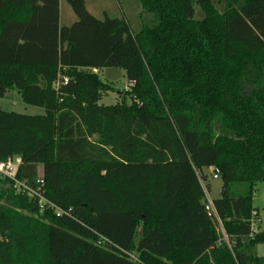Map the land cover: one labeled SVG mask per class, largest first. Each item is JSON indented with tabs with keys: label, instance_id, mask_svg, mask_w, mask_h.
<instances>
[{
	"label": "trees",
	"instance_id": "obj_1",
	"mask_svg": "<svg viewBox=\"0 0 264 264\" xmlns=\"http://www.w3.org/2000/svg\"><path fill=\"white\" fill-rule=\"evenodd\" d=\"M66 1L73 22L60 0H0V161L21 156L18 179L53 204L0 175V264H264V0H138L137 31ZM107 67L130 102L100 103ZM12 90L45 113L4 110Z\"/></svg>",
	"mask_w": 264,
	"mask_h": 264
},
{
	"label": "rangeland",
	"instance_id": "obj_2",
	"mask_svg": "<svg viewBox=\"0 0 264 264\" xmlns=\"http://www.w3.org/2000/svg\"><path fill=\"white\" fill-rule=\"evenodd\" d=\"M218 1V0H217ZM87 9L103 19L106 15L110 17L126 18L132 27V30L137 31L143 23L151 24L152 16L146 14L141 3L138 0H86ZM223 4H219V8L222 9ZM60 10L62 22H73L76 18L71 6L66 0L60 1ZM195 18L201 19L204 13L200 6L195 3ZM102 80L112 86L114 89L103 92L100 100L101 104L114 105L122 101L124 98L130 102V99L126 97V87L129 86L125 70L118 67H107L95 70ZM1 107L7 111H15L25 114H44L45 109L40 106H34L25 103L22 100L20 93L17 90L9 91L1 100ZM208 180L204 182V185L209 183L211 189H207L208 195L211 199H216L220 196L222 181L221 179L213 178L212 174L206 172ZM253 206L258 210L260 214V221H256L255 226L260 225V228H264V182L257 184L255 196L253 199ZM217 230L223 238L227 240L226 233L222 230V227L216 224ZM226 237V238H225ZM256 253L259 256H264V244H259L256 249ZM135 255V254H134Z\"/></svg>",
	"mask_w": 264,
	"mask_h": 264
},
{
	"label": "built area",
	"instance_id": "obj_3",
	"mask_svg": "<svg viewBox=\"0 0 264 264\" xmlns=\"http://www.w3.org/2000/svg\"><path fill=\"white\" fill-rule=\"evenodd\" d=\"M67 81H68V78L65 77L64 82H67ZM130 86H131V83H129V86L126 87L127 88L126 90H129ZM22 163H23V159L21 156H9L6 160L0 161V175H4L8 177L10 180H12L13 186L17 193L25 194L30 198H37L39 200V205H40L41 213H42L46 206H53V204L50 201H48L43 195L44 180L40 178L38 180L39 185L36 188L30 186L26 181L19 180L17 175H18V171ZM210 173L212 174L213 178L219 179L220 173L217 168L211 167ZM205 208H206L208 215L212 219L216 220L217 224L222 227V223L218 219L213 200L209 197L207 190H206ZM56 211L59 212L58 209ZM256 215H257V212L254 211L253 219H252V229L254 231H257V230H255L253 226L255 225L256 221H258L259 219V217H256ZM222 230L224 231L223 227H222ZM130 255L134 260H137L136 255L134 254H130Z\"/></svg>",
	"mask_w": 264,
	"mask_h": 264
},
{
	"label": "crops",
	"instance_id": "obj_4",
	"mask_svg": "<svg viewBox=\"0 0 264 264\" xmlns=\"http://www.w3.org/2000/svg\"><path fill=\"white\" fill-rule=\"evenodd\" d=\"M61 1V0H60ZM96 70V69H95ZM40 172L42 173V166H40ZM209 173V172H211V167L210 168H208V169H205V173ZM210 189H211V185H210ZM212 200H214V199H212ZM258 214H259V212H258ZM261 220V218H260V214H259V219H258V221H260ZM253 228L255 229V230H258L259 228H260V225H258V226H253Z\"/></svg>",
	"mask_w": 264,
	"mask_h": 264
}]
</instances>
